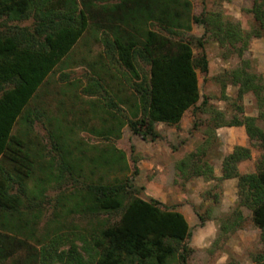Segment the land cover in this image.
I'll return each instance as SVG.
<instances>
[{
	"label": "trees",
	"instance_id": "obj_1",
	"mask_svg": "<svg viewBox=\"0 0 264 264\" xmlns=\"http://www.w3.org/2000/svg\"><path fill=\"white\" fill-rule=\"evenodd\" d=\"M251 14L253 28L245 34L237 23L233 25L220 14L195 16L190 0H0V21L19 23L35 18L32 28L13 25L6 34L0 32V89L14 84L0 97V264H7L23 250L29 257L14 264H90L77 250L64 254L54 245L32 253L31 248H35L30 243L37 238L42 212L22 211L23 200L13 192V185L25 191L27 181L33 180L40 169L44 179L37 180L31 191L33 200L44 196L47 185L68 179L79 187L66 197L68 205H63L62 212L93 215L119 211L134 185L127 174V155L116 145L123 129L128 127L143 139L155 140L159 137L157 124L178 126L201 100L197 69L203 65L202 71L208 72L204 41H197L203 53L198 62L183 34L201 25L205 35L215 32L220 44L234 46L245 39L246 47L248 39L264 38V0H255ZM154 26L160 30L152 29ZM91 27L101 32L106 52L130 77L140 81L131 84L125 72L123 80L133 94L126 98L118 89L107 94L108 102L92 105V114L100 119L101 127L88 132L100 142L86 145L73 138L63 114L51 109L35 111L31 103ZM137 58L150 67L145 80L140 79ZM102 64L86 93L109 92L103 78L109 68ZM229 76L230 83L239 88L238 97L248 92L260 96L263 86L256 83L258 76L245 67L231 71ZM119 104H126L131 112L120 109ZM42 117L52 127L49 139L57 162L45 161L31 150L26 137L13 133L17 124L26 121L32 125ZM233 124L244 126L251 142L264 140L257 118L245 117ZM251 158V147L236 146L223 157L221 178L238 180L240 205L251 210L264 245V158L257 162L255 173L241 174L238 170L240 163ZM199 162L190 169L199 177L212 178L214 169L209 162ZM6 164L12 173L5 169ZM191 236L189 223L175 208L154 198H131L119 221L99 229L91 241L85 242L99 252V258L91 264H175V245ZM179 260L187 264L188 258L182 253ZM253 264H264V256Z\"/></svg>",
	"mask_w": 264,
	"mask_h": 264
},
{
	"label": "rangeland",
	"instance_id": "obj_2",
	"mask_svg": "<svg viewBox=\"0 0 264 264\" xmlns=\"http://www.w3.org/2000/svg\"><path fill=\"white\" fill-rule=\"evenodd\" d=\"M190 1L195 16L220 14L226 21H232L233 25L237 23L245 34L253 28L251 10L255 0ZM34 23V16L19 23L3 19L0 21V32L6 34L13 25L32 28ZM151 28L160 30L157 26ZM100 37L101 32H96L92 27L85 32L31 103V109L35 111L51 109L63 114L73 138L86 145L100 142L99 137L88 132L92 127H101L100 119L92 114V105L108 102L110 97L107 94H113L118 89L120 96L128 98L133 94L132 87L123 80L127 71L106 52ZM183 38L191 43L198 62L203 53L197 41H204L208 72L202 71L203 65L197 69L201 100L197 108L185 114L178 126L157 124L159 137L155 140L151 137L143 139L128 127L123 129L122 138L116 145L127 155L130 164L127 174L134 185L119 211L93 215L62 212L63 205H68L66 197L79 187L67 182L68 179L47 185L44 196L33 200L31 191L35 189L37 180L44 179L40 169L35 172L33 180L27 181L25 191L13 185V192L23 200L22 211L42 212L37 238L30 243L35 248H31L32 253H39L44 246L54 245L64 254L72 249L77 250L85 262L91 264L99 258V252L90 249L85 241H91L99 229L119 221L131 198H154L168 208L187 209L189 212L192 236L187 242L175 245V264H182L179 260L182 253L188 258L187 264H253L264 256L261 231L253 223L251 210L240 205L242 198L239 196L238 180L230 179L233 181L227 182L221 178L223 157L229 155L224 153L241 142L240 126L233 123L243 121L245 117L257 118L258 126L264 131V38H250L246 47L245 39L234 46L220 44L216 33L205 35L201 25H195L192 32L183 34ZM100 64L106 65L105 69L109 68L103 76L109 92L102 90L88 94L86 91L94 83ZM136 65L140 79H147L149 65L140 58L136 59ZM240 67L258 76L256 83L263 86L259 97L252 92L238 97L239 88L230 83L229 73ZM126 77L131 84L140 81L130 77L128 72ZM13 86L3 85L0 97ZM119 108L131 112L126 104ZM217 113H220L219 117ZM49 131H52V127L42 117L32 125L26 121L17 124L13 133L26 137L31 150L43 156L45 161H50L57 157V153L52 152ZM250 144L251 161L241 166L246 174L253 170L252 164L256 170L257 162L264 158V140H253ZM200 160L209 162L213 167L212 178L199 177L190 169ZM5 169L12 173L9 165L6 164ZM28 257L26 250H23L15 258H10L7 264L18 263Z\"/></svg>",
	"mask_w": 264,
	"mask_h": 264
},
{
	"label": "crops",
	"instance_id": "obj_3",
	"mask_svg": "<svg viewBox=\"0 0 264 264\" xmlns=\"http://www.w3.org/2000/svg\"><path fill=\"white\" fill-rule=\"evenodd\" d=\"M239 134L241 135V142H240V145H238V146H243V147H251L250 145V143H251V141H250V139H249V137H248V135L246 134V129H245V127L244 126H240L239 127ZM233 150H234V147H233V149L231 150V151H229L228 153H224V155H227V154H231L232 152H233ZM249 161H251V159L250 160H247V161H244V162H242V163H240L239 165H238V170H239V172L241 173V174H246V173H243L242 172V164H244V163H246V162H249ZM252 166H253V170H251L250 172H248V173H255L256 172V170H254V164H252ZM227 182L228 181H233V180H226ZM179 212H181L183 215H184V217L186 218V220H187V222L189 223V219H188V216H189V212H188V210L187 209H185V210H178ZM189 225H190V223H189Z\"/></svg>",
	"mask_w": 264,
	"mask_h": 264
}]
</instances>
